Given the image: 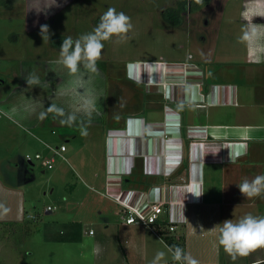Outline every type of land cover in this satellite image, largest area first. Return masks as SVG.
<instances>
[{"label": "crops", "instance_id": "0c3cea01", "mask_svg": "<svg viewBox=\"0 0 264 264\" xmlns=\"http://www.w3.org/2000/svg\"><path fill=\"white\" fill-rule=\"evenodd\" d=\"M251 1L217 7L223 21L213 29L212 37L202 40L199 50L188 55L192 61H139L117 81L115 101L106 106L109 117L101 139L103 182L95 183L104 189L97 193L119 207L105 216L106 225L96 240L103 246L111 231L115 240H123L121 260L116 264H152L160 251L166 253L161 264H176L160 234L171 216L182 221L172 234L184 236L185 253L198 264H253L264 260V256L251 260L249 255L233 260L219 245L215 227L226 219L235 222L248 214L264 216V194L245 198L237 186L244 178L264 175V0ZM240 21L248 31L252 24L257 26L254 39H241ZM149 62L167 65H144ZM14 172L25 179H21L23 184L32 181L25 182L26 176L12 160L5 167L1 164L2 222H22L26 218L24 193L21 182L13 180ZM100 172L96 170L94 178H99ZM190 179L193 186L205 190L202 197L196 198L182 187ZM168 185L176 187L167 190ZM125 190L134 192L131 200L137 204L155 197L173 201L165 205L166 213L155 231L126 225L124 216L118 224L110 223L113 215L124 210L110 193ZM60 229L79 232L77 243L83 242L84 233L90 237L97 234L93 229L92 235L84 231L78 221L63 222ZM110 258H116L114 253Z\"/></svg>", "mask_w": 264, "mask_h": 264}, {"label": "rangeland", "instance_id": "374dc122", "mask_svg": "<svg viewBox=\"0 0 264 264\" xmlns=\"http://www.w3.org/2000/svg\"><path fill=\"white\" fill-rule=\"evenodd\" d=\"M61 2L62 7L52 9L45 17L34 11L27 13L29 0H0V5L9 4L0 6V166L5 167L12 160L26 176L25 182L32 180L23 184L24 178L14 172L17 180H13L21 182L27 212L22 222L0 223V264H116L117 259L121 260L124 242L115 240L112 231L103 246L96 242L106 225L105 216L113 214L111 209L119 208L98 194V190L104 189L95 184L103 182L101 139L105 137L103 130L109 117L106 106L115 101L117 81L139 61L167 64L192 61L188 55L199 50L204 39L212 37L213 29L223 21L216 13L218 6L253 3L251 0ZM212 6L217 9L212 10ZM110 7L129 16L133 27L122 41L119 37L104 41L97 62L98 73L80 80L55 63L62 40L91 32ZM41 24L50 26L53 33L50 41H43L39 35ZM239 24L238 35L243 36L248 29L244 22ZM234 37L237 36L233 34ZM32 72L39 76L41 86L22 91L27 87L22 77ZM50 104L62 108L63 115L48 112ZM41 112L46 114L41 117ZM70 116L73 119L69 120ZM39 121L46 124L42 126ZM50 123L54 125L52 132ZM83 131L87 135H82ZM60 145L68 147L64 152L66 161L58 159L53 169L41 168L38 162L34 167L26 163V154H48V146ZM96 170H101L99 178L93 176ZM49 206L53 208L50 212ZM28 215L33 218H27ZM123 216L117 212L110 223L118 224ZM73 221L80 222L84 231L93 229L96 236L84 233L82 243L57 242L62 223ZM113 253L115 259L110 258ZM249 256L251 260L264 256V248Z\"/></svg>", "mask_w": 264, "mask_h": 264}, {"label": "clouds", "instance_id": "9594fccd", "mask_svg": "<svg viewBox=\"0 0 264 264\" xmlns=\"http://www.w3.org/2000/svg\"><path fill=\"white\" fill-rule=\"evenodd\" d=\"M66 2V0H63ZM201 2V0H197ZM62 7L61 0H29L28 11H34L37 16L43 14L47 17L54 8ZM35 23H38L36 21ZM131 18L123 12H117L115 8H108L101 15L99 22L94 29L86 34H82L76 39L71 36L63 38L60 45L59 57L55 63L66 68L70 75L80 80L87 79L90 73H98L97 62L101 58L104 47V41H109L113 37H119L122 41L127 33L132 29ZM39 35L42 40L50 41L53 33L48 24L39 25ZM257 36V26L252 24L250 31H245L242 40L250 41ZM26 83V88L22 91H28L34 87L41 86L39 76L34 72L22 77ZM90 103V102H89ZM48 112L55 111L63 115L64 110L54 104L47 108ZM46 113L41 112L43 117ZM69 120L73 119L71 116ZM82 135H87L86 131ZM240 193L245 198L259 197L264 194V175H257L251 180L244 178L237 184ZM200 185L193 186L188 193L194 197L200 198L204 194ZM185 218V216H184ZM218 227V243L229 254L233 260L237 257H245L259 248H264V216L257 217L251 214L245 215L238 221L226 219ZM214 227V228H215ZM168 253L178 264H198V261L185 251L179 245H166ZM166 253L157 252L152 264H161Z\"/></svg>", "mask_w": 264, "mask_h": 264}, {"label": "built area", "instance_id": "2783aa9c", "mask_svg": "<svg viewBox=\"0 0 264 264\" xmlns=\"http://www.w3.org/2000/svg\"><path fill=\"white\" fill-rule=\"evenodd\" d=\"M145 66H152V67H164L167 64H164L163 62H149L145 63ZM182 66V65H180ZM188 68L190 65H185ZM50 152L48 154H42V153H35L34 156L30 154H26L25 160L26 163H28L31 167L35 166V163L38 162L40 164L41 168L51 170L54 168L55 163L58 159L66 161V158L64 156V152H66V146L60 145L56 147L48 146ZM194 182L192 179H190V182L188 185H182L185 189L188 191L193 187ZM176 187V185H168L165 188L167 190H172ZM153 190V188H152ZM151 190V191H152ZM107 195H109L107 193ZM111 197L114 198L118 203L122 204L124 207L123 214L125 215V224L126 225H141L143 227L149 228L152 231L156 230V225H158L162 219V216L164 213H166L165 205L170 204L172 205L173 201H166L164 199H161L159 197H155L152 200H147L140 202V204H137L138 202H132L131 198L134 195L133 191H122L117 194L110 193ZM193 200V199H192ZM48 211L53 210L52 207L47 208ZM27 218H33L31 215H28ZM182 223L180 219H172V216L169 219V232L173 233L176 229V225ZM90 235L94 233L92 229L88 231Z\"/></svg>", "mask_w": 264, "mask_h": 264}, {"label": "trees", "instance_id": "16d2710c", "mask_svg": "<svg viewBox=\"0 0 264 264\" xmlns=\"http://www.w3.org/2000/svg\"><path fill=\"white\" fill-rule=\"evenodd\" d=\"M177 14H178V18H180L179 12H177ZM0 223L7 225L10 223H17V222H7V221L2 222V221H0ZM163 225L162 226L166 227V229L164 231L161 230L160 234L163 237L164 241L167 243V245L168 246L179 245L185 251L184 236H176V235H173L171 232H169L168 222L163 223ZM58 233L59 234L55 238L57 240V242H77L81 238V235L79 234V232L77 234H75L73 230L72 231L62 230V231H59ZM253 264H264V260L261 262H258V263H253Z\"/></svg>", "mask_w": 264, "mask_h": 264}]
</instances>
